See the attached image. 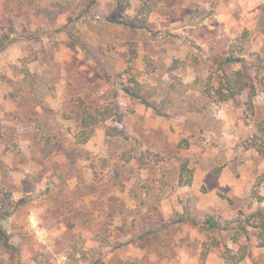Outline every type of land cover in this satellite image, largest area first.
<instances>
[{
    "label": "rangeland",
    "instance_id": "374dc122",
    "mask_svg": "<svg viewBox=\"0 0 264 264\" xmlns=\"http://www.w3.org/2000/svg\"><path fill=\"white\" fill-rule=\"evenodd\" d=\"M230 49L225 69L264 70V0H0V264H228L238 245L199 222L264 207V157L244 146L262 86L253 113L246 91L204 90ZM131 76L147 104L121 90ZM81 101L116 111L84 143Z\"/></svg>",
    "mask_w": 264,
    "mask_h": 264
},
{
    "label": "trees",
    "instance_id": "16d2710c",
    "mask_svg": "<svg viewBox=\"0 0 264 264\" xmlns=\"http://www.w3.org/2000/svg\"><path fill=\"white\" fill-rule=\"evenodd\" d=\"M152 10V6L144 2L139 8L138 13L146 15ZM242 61L240 56L235 55L234 50L230 49L223 60L217 63V73L214 83L209 81L205 84V92L213 100L218 102H225L236 98L243 91L247 92V99L245 105L248 111L254 112L253 98L256 95L255 81L260 83L264 90V70H260L261 67L257 66L255 77H251L243 68L238 69H225V65H233ZM23 79L29 84L36 82L32 73L28 70L26 65L22 67ZM255 79V80H254ZM121 90L133 99H139L144 104L146 99L143 96L142 84L134 77H129L126 81H120ZM82 103L80 111V122L85 124L87 128H84L77 134L75 139L79 143L86 142L91 135L93 127L104 123L116 115V111L113 106L108 103L94 109H88ZM256 133L250 136L244 143L246 149H253L259 155L264 157V118L259 120L256 124ZM105 134L109 136H117L127 139L128 135L123 129L115 126H106ZM187 146L188 143L184 140ZM181 141L178 145H181ZM125 161H129L130 157H125ZM182 160L179 167V182L181 185H187L191 183L192 171L187 166L186 159ZM252 197L256 199L258 203L263 200V196L258 194L254 190ZM199 225L204 230L212 231H227L229 238L234 244H237V250L234 251L226 244L223 245L222 256L228 264H239L248 254L251 247L264 248V207H257L250 212H244L239 210L235 217L223 218L219 214L207 213ZM149 230L148 233H151ZM0 235L4 240L7 239V235L0 231ZM243 238L244 242L239 243Z\"/></svg>",
    "mask_w": 264,
    "mask_h": 264
}]
</instances>
